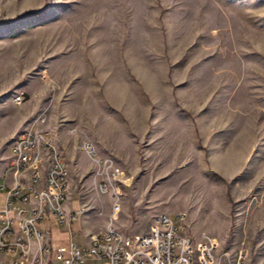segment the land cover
Here are the masks:
<instances>
[{
  "label": "rangeland",
  "instance_id": "obj_1",
  "mask_svg": "<svg viewBox=\"0 0 264 264\" xmlns=\"http://www.w3.org/2000/svg\"><path fill=\"white\" fill-rule=\"evenodd\" d=\"M155 108L161 129L138 131ZM23 129L71 158L63 195L79 213L51 230L56 246L165 214L264 264V0H0V179ZM104 160L122 173L112 191Z\"/></svg>",
  "mask_w": 264,
  "mask_h": 264
},
{
  "label": "built area",
  "instance_id": "obj_2",
  "mask_svg": "<svg viewBox=\"0 0 264 264\" xmlns=\"http://www.w3.org/2000/svg\"><path fill=\"white\" fill-rule=\"evenodd\" d=\"M14 102L20 104L21 96ZM47 141L44 132L31 129H23L21 139L13 140L8 169L14 183L0 204V264H48L53 261L52 254L61 264H84L88 259L102 264H241V256L231 259L215 238L202 236L194 241L181 217L172 219L165 214L156 216L146 233L127 235V246L118 245L119 232L112 227L92 234L91 248L71 241L67 247L56 246L46 226L48 216L52 215L59 225H70L79 212L66 213L62 208V185H66L67 174H62ZM34 144H41L44 160H54L55 173H47L43 162L27 166ZM82 149L89 152L86 143ZM102 167L107 172L116 171L106 160ZM21 170H29V179H17ZM31 200H37V206L27 208ZM38 224L45 226L40 229ZM20 233H29V242H22Z\"/></svg>",
  "mask_w": 264,
  "mask_h": 264
},
{
  "label": "crops",
  "instance_id": "obj_3",
  "mask_svg": "<svg viewBox=\"0 0 264 264\" xmlns=\"http://www.w3.org/2000/svg\"><path fill=\"white\" fill-rule=\"evenodd\" d=\"M164 81H165V79H162V81L160 82L161 84H163L164 85ZM67 100H68V98H67ZM67 100H66V102H67ZM65 102V103H66ZM152 103H154V102H152ZM158 103H160V102H158ZM64 104V103H63ZM155 104V103H154ZM157 106V105H156ZM161 106V105H160ZM159 106V108H161ZM159 108H157L158 110H159ZM151 113L152 112H150V109L149 110H145L144 111V114H143V116L141 117V119H140V124H139V129H138V131L139 130H144V129H146V127H148V128H151V129H154V130H156V129H161V126H160V124H158V120H160V115H159V112L156 110V108L154 109V111H153V113H152V115H151ZM132 131V133H134V134H136V132L134 131V130H131ZM131 133V134H132ZM128 136V135H127ZM57 137H58V134L56 133V139H57ZM128 139H127V141H128V145H129V154H136L137 153V144L136 143H134L133 142V140L131 139V137H127ZM163 140V137H158V136H156V137H150V139H149V142L150 143H153V146L155 145V147L152 149V147H151V149H150V151L152 150H154V151H158L159 152V148H162V145L164 144L163 142H160V141H162ZM176 141L180 144V145H182V140H181V138H177L176 139ZM175 143V142H174ZM59 144V143H58ZM176 144V143H175ZM179 145V146H180ZM58 146H60V145H56V150L58 151V153L60 154V156H61V158H62V160H63V162H64V164H65V166H66V168L67 167H71V170H72V164H70V161L68 162V160H71V158H69L67 155H65L64 157L62 156V154H61V152H62V149H60V147H58ZM96 147H95V149H96V151H97V154H98V152L100 151V152H102V151H106L105 150V148L104 147H99V146H97V145H95ZM108 151H110V152H112V153H115L116 155V157L118 158H125V156L124 155H119L118 153H117V151H115L114 152V150L113 149H107ZM171 150V149H170ZM169 150V148L167 149L166 148V150H164L163 152H168V151H170ZM181 150V148H178V152ZM107 156V155H106ZM228 162H229V165L231 166L232 165V157L230 156L229 158H228ZM47 165V163H45L44 164V168H45V166ZM227 173V172H226ZM226 173H221L222 175H224V174H226ZM20 178L21 179H25L26 178V174H21V175H19L18 176V180H20ZM42 182H43V179H44V177L42 176ZM0 180H2L1 182H0V192H3L4 193V197H5V195H6V193H7V191H8V189H9V187L10 186H12V184L14 183L13 181H14V179H13V176H12V174H11V171L9 170V169H7V172H6V175H5V177H4V179H0ZM67 189H69V187H67ZM65 198H66V195H67V190H66V188H65ZM108 199L111 201V198L108 196ZM66 200V199H65ZM63 201L64 203L62 204V208H63V210L64 211H66V213H69V212H71V210L69 209V206H70V202L71 201H69V198L66 200V201ZM3 201H4V198H3ZM3 203V202H2ZM37 200H31V202L29 203V205L27 206V208H34V207H36L37 206ZM77 212V211H76ZM71 213H74V212H71ZM158 216V215H157ZM156 218V217H155ZM154 218V219H155ZM48 223L46 224V226H48L49 228H50V232H51V230L52 229H55L56 230V227L58 228V227H60L61 225H59V224H57L56 223V221H55V219H54V217L52 216V215H49L48 216ZM154 219H153V221H154ZM153 223V222H152ZM228 224V223H227ZM15 225V224H14ZM40 229H43L44 228V226L45 225H43V224H38L37 225ZM66 226V230L67 231H70V225H65ZM118 231V230H117ZM92 234L93 233H91L89 236H88V243H89V240H90V238H91V236H92ZM123 235V234H122ZM126 236V235H125ZM213 237V236H212ZM52 241V240H51ZM198 241H200V240H198ZM71 242H74V241H72L71 240ZM75 243V242H74ZM87 243V244H88ZM76 244V243H75ZM86 244V245H87ZM52 256H53V254L51 255V259H52ZM86 262H91V263H99V264H102L101 262H98V261H95V260H92V259H88ZM85 262V263H86ZM48 264H61V263H58V262H56V261H54V259H53V261L51 262V263H48Z\"/></svg>",
  "mask_w": 264,
  "mask_h": 264
},
{
  "label": "bare ground",
  "instance_id": "obj_4",
  "mask_svg": "<svg viewBox=\"0 0 264 264\" xmlns=\"http://www.w3.org/2000/svg\"><path fill=\"white\" fill-rule=\"evenodd\" d=\"M44 135H45V137H48L46 133H44ZM20 139H21V132L15 137L14 140H20ZM47 148H49L50 150H52V152H54V158L57 159V163L59 164V167H61L62 174H66V166H65L60 154L55 149L54 144L52 142V139L49 137H48V141H47ZM86 148L91 150L90 145H88V144H86ZM11 153H13V144L11 146L10 154ZM44 159H45V154L42 153V151H41V144H34V146H32V148H31L30 159H27V166H40V163L43 162V166L45 163H47V165L44 168V169H46L47 173H55L54 160H44ZM108 173L109 174H108V180L107 181L110 183L109 186H110L111 191H112L113 187H112L111 182L114 179H117V180L120 179L119 176L122 175V173L118 168H116L115 173L114 172H108ZM21 174H26L25 179H29V170H21L19 172V175H21ZM65 186L66 185H62V199L63 200H64L63 192L65 190ZM20 240H22V242H29V233H20ZM117 242H118V245H120V246H127V236L122 235L120 233L117 234ZM91 243H92V237L90 239V245L87 248H91Z\"/></svg>",
  "mask_w": 264,
  "mask_h": 264
}]
</instances>
